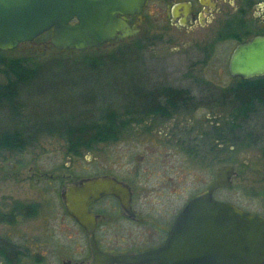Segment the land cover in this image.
I'll return each instance as SVG.
<instances>
[{
    "label": "flooded vegetation",
    "instance_id": "flooded-vegetation-1",
    "mask_svg": "<svg viewBox=\"0 0 264 264\" xmlns=\"http://www.w3.org/2000/svg\"><path fill=\"white\" fill-rule=\"evenodd\" d=\"M119 18H122L128 25L126 32L117 30L116 37L86 50L60 49V51L101 53L103 56L100 58L86 60L95 61L96 64L97 61H100L99 64L92 67L102 66L107 58H111L113 61L115 57H122L129 49L138 50L140 53L148 51L153 43H160L167 39L180 41V44L187 46L185 52L196 51L204 55L201 58L204 64H191L189 70H185L181 75V77L193 78L187 86L178 84L181 82L179 80L161 79L166 74H148L151 70H148L147 66L145 68L147 79L142 86L143 89H137L135 85L129 86V96L126 98L129 103V123L126 129L118 130L122 132L118 136L119 139L100 141L91 150L82 148V154L89 153L94 148L98 149L103 143L120 142L125 136L135 138L134 141L139 143V137L146 135L147 137L155 136L156 139L153 140L155 143L151 142L167 149V158L162 160L163 163H155L147 175H140V169L137 167H133L132 170L135 171H130L131 174H122L120 171L122 167L117 163L116 168H108L105 172L96 174L115 177L129 191V194L123 193L124 200L115 194L108 193L91 203L89 209L97 217L95 237L98 247L111 254H141L163 247L186 206L193 199L206 194L216 180V173L214 175L213 172V177H211L213 179H209L206 189L193 192L185 199L184 179L176 177V179H167L160 176L159 169L161 167L164 169L163 165L169 158H172L174 163L169 168L178 173L177 164L181 161L184 149L192 151L194 154V148L190 149L189 147L190 140L184 138L185 119H192L200 109L213 108L220 110L225 120L221 126L209 129V133L215 135L218 132L226 137H230V133L239 134L238 132L247 130L250 124L245 121L235 125L232 120L256 117L258 125L263 129L262 134H264V99L257 98L258 100H256L255 98L253 102L244 103L245 107L237 104L241 102H235V105L232 103V97L239 88L251 86L258 88L259 91H264V74L245 78L231 73V61L235 50L240 45L249 43L257 37H264V0H145L141 12L119 14ZM52 34L51 29L32 41L21 42L17 48L12 50L53 48L54 46L50 44ZM12 50L0 49V55ZM222 53L226 58V63L218 64L221 62ZM217 56L219 59L215 62ZM160 68L158 66L155 72L160 73ZM211 70L226 73L227 82L223 91L226 99L224 107L216 108L213 92L218 87L219 81L211 80L207 74L205 75ZM171 76H174V72L171 73ZM196 88L205 92L200 95L196 92ZM208 88L211 92L209 90L207 95L206 89ZM127 132L128 134H125ZM228 143H230V139ZM230 146L232 147V145ZM82 154L75 155V157H81ZM197 155L198 153H196ZM161 157L158 156L159 160ZM63 178L65 177H60V179L37 178V181L45 182L40 184L43 185L42 189L46 195H51L52 198H54L53 196L61 197L65 215L73 220L86 236L85 243L80 248L67 251V257L63 258L60 264H88L92 260L90 235L69 214L62 198L63 189L78 182L81 177ZM232 186L215 190L213 197L225 201L219 199L216 193L222 189H230ZM260 192V197L264 199V185ZM237 206L264 216V210L254 212ZM262 208L264 209V204ZM3 210L0 209V263H5L4 257L7 254L8 244L17 249L15 259L20 258L19 264H22L29 256L34 258L36 264L46 263V258L35 250L36 247H39V243L36 240L32 242L33 237L28 236V238L17 241L9 238L8 233L4 231V227L8 224L10 226L17 225L22 218L29 219L37 216L40 211L38 203L24 204L20 201L13 203L6 211ZM29 240H31V244L27 245Z\"/></svg>",
    "mask_w": 264,
    "mask_h": 264
},
{
    "label": "rangeland",
    "instance_id": "rangeland-1",
    "mask_svg": "<svg viewBox=\"0 0 264 264\" xmlns=\"http://www.w3.org/2000/svg\"><path fill=\"white\" fill-rule=\"evenodd\" d=\"M180 43L172 39L155 42L148 51H142L143 54L138 50L129 49L124 56L114 61L108 60L99 67H92L83 62L103 56L95 51L70 52L54 47L15 51V55L31 56L44 63L37 79L23 92V98L30 105L29 113L42 120L40 125L50 123V126L52 122L59 120H71L78 124L87 120L84 114L88 112L96 116L105 115V109L113 110L114 104L116 106L118 102H123V97L129 96L130 85H135L137 89L142 88L147 79V66L148 70H151L148 74H166L161 79L179 80L181 82L178 84L187 86L193 78L181 75L185 70H189L191 64H204L201 59L204 55L196 51L185 52L187 46ZM217 59L218 56L215 62ZM224 63L226 58L222 53L221 62L218 64ZM158 66L161 67L160 73L155 72ZM173 72L174 76H171ZM220 73L212 70L205 73L211 80L219 81L213 92L216 108L224 107L226 103L223 91L227 76L225 72ZM209 90L210 88L206 89L207 95ZM196 92L201 95L205 91L196 88ZM232 98L233 105L235 102H241L237 104L245 107L244 103L253 102L255 98L263 100L264 91L247 86L239 88ZM224 120L223 113L213 108L200 109L192 119H185L184 138L190 140L189 147L194 148L195 155L192 151L184 149L181 161L177 164L179 172L169 168L174 164L173 159L169 158L163 165L164 169H159V174L167 179H184L186 199L189 194L207 188V183L209 179H213L211 177L213 172L215 175L217 167L233 164L237 174L233 178L232 188L217 191L216 196L254 212L264 210V199L260 197V190L264 185L263 129L258 125L256 117L232 120L235 125L246 121L250 127L244 132H238L239 134L230 133L228 138L236 137L237 141L236 145L232 144L231 147L228 141L217 140L216 134L209 133V129L221 126ZM11 123L12 118L4 110L0 111V130L9 127ZM155 139V136L142 135L138 139L140 142L136 143L135 138L125 136L120 142L103 143L98 149L94 148L89 153H83L81 157H75L67 151L61 136L45 131L36 139L34 145L26 150L1 153L0 209L6 211L13 203L20 201L24 204L38 203L40 209L34 218H22L21 222L13 226L8 224L4 231L8 233L9 238L17 241L28 236L33 237L32 242L36 240L39 243L35 250L46 258L44 264H60L61 260L67 257V251L80 248L85 243L86 236L76 223L65 215L61 197L52 198L51 195H46L42 189L43 185L40 184L45 182H39L37 178L75 179L96 175L108 168H116V163L122 167V174H131L130 171H135L132 170L133 167H137L140 169V175H147L155 163H163V159L167 158V149L156 146ZM222 142L223 145H220ZM158 156H162L161 160ZM29 244L31 240L27 242V245ZM22 264L36 263L34 258L29 256Z\"/></svg>",
    "mask_w": 264,
    "mask_h": 264
},
{
    "label": "water",
    "instance_id": "water-1",
    "mask_svg": "<svg viewBox=\"0 0 264 264\" xmlns=\"http://www.w3.org/2000/svg\"><path fill=\"white\" fill-rule=\"evenodd\" d=\"M145 0H0V49L12 50L52 29L50 44L61 50H86L128 30L119 14L141 12ZM231 73L245 78L264 74V37L240 45ZM236 166L223 164L208 192L193 199L170 232L167 243L141 254H111L97 244V198L112 193L124 200L128 188L111 175L81 177L63 189L70 215L90 235L88 264H262L264 216L215 199V190L233 185ZM83 264V263H72Z\"/></svg>",
    "mask_w": 264,
    "mask_h": 264
},
{
    "label": "trees",
    "instance_id": "trees-1",
    "mask_svg": "<svg viewBox=\"0 0 264 264\" xmlns=\"http://www.w3.org/2000/svg\"><path fill=\"white\" fill-rule=\"evenodd\" d=\"M15 51H8L6 54L0 55V111L4 110L12 118L11 125L0 130V154L8 151L26 150L33 146L36 139L45 131L61 136L67 143L69 153L74 155L82 154V148L91 150L100 141L119 139L118 136L122 132L118 130L126 129L129 123V103L126 98H123V102H118L116 106L114 104L113 110L105 109V115L96 116L91 112L84 114L87 120H82L78 124L71 120H59L52 122L51 126L50 123L40 125L42 120L36 119L34 115L29 113L30 105L23 98V92L29 89L33 80L37 79L40 67L44 63L31 56L15 55ZM117 58L119 57L114 59L117 60ZM108 60L112 59L107 58L105 62ZM83 62L90 66H96L100 63V61H97L96 64L95 61L86 60ZM118 106L120 107L118 108ZM216 136L217 140H229L228 137L218 132ZM236 143V137L230 139L231 145H236ZM6 250L4 262L6 264H19L20 258L15 259L17 249L8 244Z\"/></svg>",
    "mask_w": 264,
    "mask_h": 264
}]
</instances>
